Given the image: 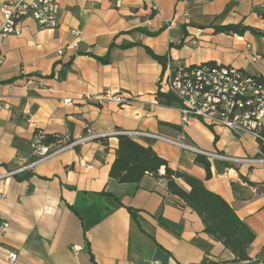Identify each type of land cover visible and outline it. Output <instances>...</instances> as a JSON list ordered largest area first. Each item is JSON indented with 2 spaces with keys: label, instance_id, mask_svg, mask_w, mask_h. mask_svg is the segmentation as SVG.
I'll return each mask as SVG.
<instances>
[{
  "label": "crops",
  "instance_id": "obj_1",
  "mask_svg": "<svg viewBox=\"0 0 264 264\" xmlns=\"http://www.w3.org/2000/svg\"><path fill=\"white\" fill-rule=\"evenodd\" d=\"M6 1L0 0V26ZM59 3V28L42 29L26 19L20 35L0 40V264L233 261L235 255L205 232L199 215L168 194L165 180L146 176L139 184H119L110 171L119 131L182 136L204 153L234 159L262 157L252 135L201 122L184 125L178 105H160L157 93L168 70L205 63L233 66L264 82V0ZM226 26L248 30L217 31ZM146 48L167 57L166 68ZM255 55L259 59L252 61ZM115 94L133 101L95 102ZM37 130L69 141L88 130L107 139L30 167L38 159L32 147ZM132 139L222 197L255 234L249 257L264 264V164L205 157L208 178L196 162L204 156L162 140Z\"/></svg>",
  "mask_w": 264,
  "mask_h": 264
},
{
  "label": "built area",
  "instance_id": "obj_2",
  "mask_svg": "<svg viewBox=\"0 0 264 264\" xmlns=\"http://www.w3.org/2000/svg\"><path fill=\"white\" fill-rule=\"evenodd\" d=\"M59 0H8L1 6L4 23L0 26V40L9 35H20L21 24L26 19H32L42 29H57L60 26ZM155 10H158L155 8ZM68 46L67 49H71ZM258 56H252L257 61ZM158 92L171 94L177 99L178 109L184 125L201 122L208 127H223L235 135L250 134L257 141L264 143V82L255 83V76L219 63L213 65L201 64L196 67L168 70L161 78ZM107 101L127 105L133 101L131 97L122 94L107 95L95 100L102 105ZM65 103H70L69 100ZM131 138L145 137L162 140L183 150L202 155L209 160H219L231 163L253 162L264 164V155L257 160L234 159L218 153H204L193 145L186 143L182 136L174 139L165 138L149 133L116 132ZM107 137L106 134H96L87 131L86 135L71 140L61 139L56 144L46 145L42 142L44 134L34 136V154L37 161L30 167L45 162L74 147L96 139ZM0 198H5L0 193ZM15 259V255H9ZM149 264H160L152 262Z\"/></svg>",
  "mask_w": 264,
  "mask_h": 264
},
{
  "label": "trees",
  "instance_id": "obj_3",
  "mask_svg": "<svg viewBox=\"0 0 264 264\" xmlns=\"http://www.w3.org/2000/svg\"><path fill=\"white\" fill-rule=\"evenodd\" d=\"M248 28L241 26H226L217 28L218 32L233 33L242 35ZM257 33L255 30L250 29ZM149 55L158 61L164 68L168 63V58L155 54L151 49L146 48ZM108 63V58L101 59ZM213 65L215 63H205ZM196 67V66H191ZM260 82L263 81L260 79ZM157 101L163 106L177 105V99L171 94L157 93ZM44 138L42 142L46 145L56 144L63 139L59 135H48L41 130ZM107 137L96 139L105 143ZM119 145L116 160L110 171V178L119 184H139L146 176L166 181L168 194L177 196L185 204L193 209L205 224V232L215 240L221 242L226 249L235 255V259L228 264H259L258 260L249 257V249L255 239L254 232L236 214L234 209L219 195L207 190L204 183L186 173L172 169L168 162L157 155L151 147H145L137 143L127 135H119ZM260 143V152L264 155V143ZM196 162L207 172V177H211V165L205 157L197 156ZM164 170L162 174L161 171ZM183 181L190 190L182 188L178 181ZM264 194V188H263ZM134 215V212L130 210ZM202 264H208L204 260Z\"/></svg>",
  "mask_w": 264,
  "mask_h": 264
},
{
  "label": "bare ground",
  "instance_id": "obj_4",
  "mask_svg": "<svg viewBox=\"0 0 264 264\" xmlns=\"http://www.w3.org/2000/svg\"><path fill=\"white\" fill-rule=\"evenodd\" d=\"M255 83H261V82H260V79L257 78V77H255Z\"/></svg>",
  "mask_w": 264,
  "mask_h": 264
}]
</instances>
